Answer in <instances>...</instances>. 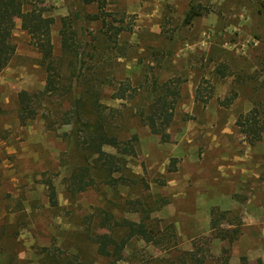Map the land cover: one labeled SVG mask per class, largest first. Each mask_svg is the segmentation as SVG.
<instances>
[{
  "label": "rangeland",
  "instance_id": "374dc122",
  "mask_svg": "<svg viewBox=\"0 0 264 264\" xmlns=\"http://www.w3.org/2000/svg\"><path fill=\"white\" fill-rule=\"evenodd\" d=\"M191 4L202 13L186 20ZM44 5L54 18L57 67L67 77L79 65L60 46L65 17L66 29L84 47L82 59L93 76L89 88L115 109L109 131L121 139L135 134V154L123 155V177L115 172L116 184L105 183L98 170L92 186L66 191L75 158H64L70 125L61 116L70 99L45 96L33 118L19 120L17 92L42 91L46 72L15 18L14 53L0 70V256L6 264H106L90 238L109 232L97 229L101 211L139 220L142 212L134 207L144 208L166 234L158 244L133 235L117 264H224L241 256L247 264H264V131L250 142L236 124L240 113L264 109V0H107L105 19L124 27L111 38L99 19L87 16L98 11L95 3ZM154 79L179 90L167 141L137 114ZM119 88L126 97L113 96ZM103 149L115 152L109 145ZM214 208L226 211L218 226L238 229L232 241L216 236Z\"/></svg>",
  "mask_w": 264,
  "mask_h": 264
},
{
  "label": "trees",
  "instance_id": "16d2710c",
  "mask_svg": "<svg viewBox=\"0 0 264 264\" xmlns=\"http://www.w3.org/2000/svg\"><path fill=\"white\" fill-rule=\"evenodd\" d=\"M83 3H95L98 11L87 15L90 19H99L105 28L102 33L108 38L119 34L124 27L114 25L107 21L105 5L107 0H80ZM198 4H191L186 14V20L194 15L201 14ZM44 0H0V70L10 61L14 46L10 40V31L14 27V19H19L20 27L28 34L30 44L40 53V64L46 72L44 89L38 92H30L22 89L17 92V112L19 120L24 123L36 114L39 99L59 94L60 98L70 99V108L62 113V123L69 124L70 129L66 136L65 156L66 161L70 156L75 159L71 163V168L65 177V189L69 193L83 191L94 183L95 173L98 170L104 171V182L116 184L119 176L125 168L123 155L135 154L136 135L121 139L116 133L109 131L107 126L110 117L116 115L114 108L107 109L106 105L98 100V94L89 88V80L93 77L90 73V66H85L82 59L83 45L79 43L73 31L66 29L68 21L61 18L60 46L62 52L70 54L79 62L69 76L65 77L63 71L57 67L51 43V25L54 18L47 12ZM74 66V65H73ZM223 67H217L218 72L223 74ZM77 69V70H76ZM88 74V75H87ZM85 87L81 94L76 95V87L83 79ZM67 79V82L64 80ZM125 88L114 91L113 96L118 98L126 97ZM179 90L175 83L167 80L158 82L154 79L151 89L148 91V99L145 104L138 106L137 114L142 122L147 125L151 133L159 136L161 141L169 139L167 127L173 118V108ZM131 94V93H130ZM131 94L130 96H132ZM210 95V94H209ZM199 96V95H196ZM222 104L227 105L230 101L224 98ZM204 102L206 101L203 100ZM107 109V110H106ZM84 110L87 112L84 113ZM236 124L240 131L247 136L250 142L260 139L264 131V109L261 111L253 107L246 112L240 113L236 118ZM104 145H109L115 152L105 151ZM96 155L95 159H91ZM65 160V159H64ZM123 173V172H122ZM123 177V175H122ZM125 180V177L123 178ZM48 199L51 205L56 204L55 192L53 188L48 189ZM132 203V201H129ZM132 210L141 211L139 220H133L124 216L115 217L112 212L103 209L101 218L98 219L97 229L106 228L109 232L102 233L96 231L91 235V241L95 244L97 254L106 259V264H117L122 257V250L128 240L136 235L144 241H151L158 244L166 234V230L159 227L158 220H149L144 208L134 207ZM210 224L214 227L215 234L219 238H227L232 241L237 237L238 229L231 227H220L217 220L225 216L226 211L217 214V210L211 209ZM230 223L231 220L227 219ZM163 231V232H162ZM171 236H174V229L171 228ZM246 257L241 256L239 262L224 264H247ZM0 264L6 261L0 256Z\"/></svg>",
  "mask_w": 264,
  "mask_h": 264
}]
</instances>
